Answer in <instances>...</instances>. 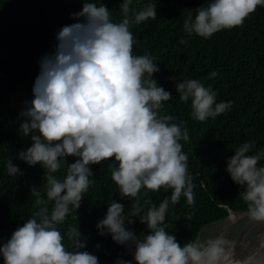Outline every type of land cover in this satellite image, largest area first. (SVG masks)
<instances>
[{
	"label": "clouds",
	"instance_id": "1",
	"mask_svg": "<svg viewBox=\"0 0 264 264\" xmlns=\"http://www.w3.org/2000/svg\"><path fill=\"white\" fill-rule=\"evenodd\" d=\"M81 3V9L71 14L74 22L58 31L54 50L41 58L33 98L19 113L18 130L30 137L31 145L17 156L29 166L43 168L47 201L31 186L38 210L0 242L3 264H99V258L85 250L87 241L79 228L71 226L66 233L75 249L69 250L58 225L78 212L95 183L90 179L95 175L91 166L105 161L119 189V201L108 202L96 228L99 235H110L125 246L135 264H264V165L260 164L264 150L253 152L254 144L243 142L227 158L226 172L242 189L238 195L246 211L230 216L214 235L202 233L181 245L168 231L166 218L169 205L178 204L181 197L187 205L195 204L196 185L181 143L189 142V132L175 122V116L161 114L172 92L154 78L160 71L155 57L133 54L135 38L130 30L134 24L156 19V3L136 8L133 0H122L120 22L113 20L105 2ZM260 6L264 0H208L196 8L194 17L189 11L183 28L188 36L208 39L243 26ZM179 43L187 41L181 38ZM171 79L179 99L184 103L191 99V115L197 121L215 119L232 107V101L218 103L217 93L197 79ZM67 157L75 159L69 163ZM64 164L67 170L61 180L54 174ZM6 168L10 176L24 175L11 160ZM161 188L171 189L170 198L158 206L153 203L142 215L141 190ZM125 199L133 200L131 219L120 202ZM136 219L146 225V232L137 234L127 227ZM241 222L247 231L234 239L233 225ZM115 264L133 262L118 256Z\"/></svg>",
	"mask_w": 264,
	"mask_h": 264
},
{
	"label": "trees",
	"instance_id": "2",
	"mask_svg": "<svg viewBox=\"0 0 264 264\" xmlns=\"http://www.w3.org/2000/svg\"><path fill=\"white\" fill-rule=\"evenodd\" d=\"M96 2L107 3L113 20L120 22L122 0ZM207 2L133 0L132 5L141 8L156 3V19L130 28L135 38L133 54L155 57L160 71L154 78L173 95L164 102L161 114L175 116V122L189 132V142L181 143L196 185L195 204L189 206L181 197L178 204L169 205L166 218L168 231L176 235L181 245L195 240L204 227L222 221L230 211H246V204L238 195L242 189L226 172L227 158L243 142L253 143V152L264 150V6L257 7L243 26L219 31L208 39L196 34L188 36L183 23L189 11L194 17L196 8L206 6ZM81 7V0H0V242H6L38 210L35 205L38 197L31 193V186L35 185L47 201L43 168L39 164L29 166L17 156L31 145L30 137L22 136L18 130L22 120L19 113L25 108V102L33 98L32 88L41 58L54 50L58 31L74 22L71 14ZM181 38L187 43H179ZM213 71L218 73L216 77L210 76ZM174 76L199 80L217 93L218 103L232 101L231 109L206 122L193 119L191 99L188 103L179 99L171 79ZM74 159L67 157L69 163ZM9 160L24 175L10 176L6 168ZM108 163L91 166L95 175L90 179L95 183L84 194L78 212L70 213L58 228L65 235L64 243L69 250L75 249L66 233L69 227L76 226L87 241L85 250L96 255L99 264H115L118 256L135 264L125 246L114 242L110 235H99L96 228L106 214L108 202L119 201V189L111 179ZM260 164L264 165V159ZM66 170L64 164L54 175L62 180ZM170 195L171 189L161 188L159 192L142 189L141 214ZM120 202L126 205V215L131 219L133 200ZM47 206L51 211L52 202L48 201ZM127 227L137 234L147 231L138 219ZM0 264H3L2 257Z\"/></svg>",
	"mask_w": 264,
	"mask_h": 264
},
{
	"label": "rangeland",
	"instance_id": "3",
	"mask_svg": "<svg viewBox=\"0 0 264 264\" xmlns=\"http://www.w3.org/2000/svg\"><path fill=\"white\" fill-rule=\"evenodd\" d=\"M232 214L233 215H238L236 213H230L229 215H232ZM223 222H224V220L216 222V223H213V224H211L209 226L204 227L202 229L199 237L202 235V233H203V236L205 235L206 237L210 236V235H214L216 232H218L223 227ZM225 223L227 224V222H225ZM242 227H243V222L233 225V229H232V232H231L232 238L235 239L236 235L239 233V231L241 230ZM242 231H244V229ZM242 231H241V234L243 233ZM237 238H239V235H238Z\"/></svg>",
	"mask_w": 264,
	"mask_h": 264
},
{
	"label": "water",
	"instance_id": "4",
	"mask_svg": "<svg viewBox=\"0 0 264 264\" xmlns=\"http://www.w3.org/2000/svg\"><path fill=\"white\" fill-rule=\"evenodd\" d=\"M243 212H245V211H237V212H232V211H230V213H236V214H242ZM230 213H229V214H230ZM229 214H228V216H226V217L223 219L224 221H225L226 219H228ZM245 228H246V227H245ZM242 230H243V227L241 228V230L239 231V233H240ZM239 233L236 235L235 239L238 237Z\"/></svg>",
	"mask_w": 264,
	"mask_h": 264
},
{
	"label": "bare ground",
	"instance_id": "5",
	"mask_svg": "<svg viewBox=\"0 0 264 264\" xmlns=\"http://www.w3.org/2000/svg\"><path fill=\"white\" fill-rule=\"evenodd\" d=\"M239 215V214H238ZM229 216H236V215H229ZM247 231V228H244V231H242L243 233L241 234V238H242V236H243V234H244V232H246Z\"/></svg>",
	"mask_w": 264,
	"mask_h": 264
}]
</instances>
